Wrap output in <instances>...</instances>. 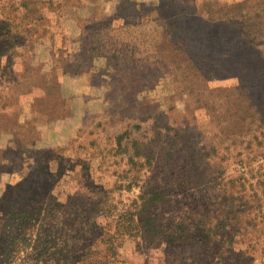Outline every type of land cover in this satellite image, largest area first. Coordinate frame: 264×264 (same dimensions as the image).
<instances>
[{
    "label": "rangeland",
    "instance_id": "obj_1",
    "mask_svg": "<svg viewBox=\"0 0 264 264\" xmlns=\"http://www.w3.org/2000/svg\"><path fill=\"white\" fill-rule=\"evenodd\" d=\"M154 187L191 238H127L116 264H264V0H0V199H73L99 247L100 201Z\"/></svg>",
    "mask_w": 264,
    "mask_h": 264
},
{
    "label": "trees",
    "instance_id": "obj_2",
    "mask_svg": "<svg viewBox=\"0 0 264 264\" xmlns=\"http://www.w3.org/2000/svg\"><path fill=\"white\" fill-rule=\"evenodd\" d=\"M229 19L231 21L228 17ZM225 26L227 27V23ZM184 31L183 27L180 34L183 35ZM184 38L190 37L185 35ZM220 39L221 48L226 47L225 51L230 52V57H234L235 52L230 45L232 37L222 35ZM235 41L232 44L236 46ZM237 48L245 50L244 47ZM162 58L165 61L167 55ZM243 81V78L240 79V82ZM125 140L133 142V146H128ZM115 141V149L128 155L130 167L125 173L135 172L138 176L145 163L151 162L149 157L144 155L138 142L132 140L127 131L118 134ZM141 157H145L144 161ZM133 184L138 183L133 179L126 183L119 179L115 181V187L121 189H129ZM114 189L111 188L109 191ZM159 189V187L145 189L133 198L127 207L118 208L106 204L107 197L100 201V205H105L104 209L108 210L105 215L104 231L96 233L101 237L99 247L94 245L90 237L77 229L76 223L82 215L75 209V200L70 199L66 202L57 197L30 199L21 197L16 200L15 197L11 199L2 197L0 209L3 211L1 216L3 230L0 235V263L11 264L18 258L26 264H116L119 262V248L130 237H138L144 244H153L160 240L188 242L191 232L186 223L173 220L161 222L156 215L155 207L165 199L164 192ZM78 237H82L83 243L80 245L75 241Z\"/></svg>",
    "mask_w": 264,
    "mask_h": 264
}]
</instances>
